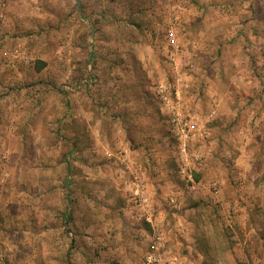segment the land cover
I'll use <instances>...</instances> for the list:
<instances>
[{
	"label": "rangeland",
	"instance_id": "rangeland-1",
	"mask_svg": "<svg viewBox=\"0 0 264 264\" xmlns=\"http://www.w3.org/2000/svg\"><path fill=\"white\" fill-rule=\"evenodd\" d=\"M17 1L0 39L26 56L0 77V98L16 89L0 108V264H264V0ZM161 83L198 116L186 174ZM141 112L154 124L137 145L169 161L153 162L167 193L153 224L128 207Z\"/></svg>",
	"mask_w": 264,
	"mask_h": 264
},
{
	"label": "crops",
	"instance_id": "crops-1",
	"mask_svg": "<svg viewBox=\"0 0 264 264\" xmlns=\"http://www.w3.org/2000/svg\"><path fill=\"white\" fill-rule=\"evenodd\" d=\"M20 9L21 7H19V2L17 0H0V39L3 37V40L5 41V39L9 37V34H13L15 30L14 28L15 21L18 22V16L19 14H21ZM4 34H8V36ZM14 48H12L11 50H13ZM11 50H6V51H11ZM2 52H0V77L4 76L7 70L11 71L12 69H14L15 65L21 61V60L13 61L11 60L12 59L11 54L5 57ZM7 76L10 77V79H13L14 77L15 79L17 78L16 76H13V75H7ZM15 90L13 89L12 91H10V93H5V96H1L0 98V108L1 109L7 110V108L1 107V104L4 105L3 101L11 105V102L13 101V98L11 97L12 95H14ZM6 91L7 89H5V92ZM3 92H4L3 87L0 86V95L4 94ZM131 108L132 109H139V108L145 109V108H149V105L145 103V104H140L137 107L136 105H133V107ZM153 124L154 123H152L151 118L149 117V112L137 113L133 116H129L128 118V170L135 167L134 164H132L134 163V161L137 162L136 163L137 165H139L138 163H141L139 167H137L140 169L137 171V173L143 177L142 180H144L145 192L149 195L151 199V206H153V202L154 203L160 202L159 198H163L167 194V193L166 194L164 193L163 188H165V186H163L162 179L159 178L160 175L161 176L164 175V169L156 168L154 164H166V162H169L166 155L161 154V152L157 149V147H155L152 152L149 151L151 153L147 152L148 155L146 156V151H144L145 147L144 146L142 147L141 145H137L138 143H145L146 145V143L150 141L149 140L150 135H146V133L148 132V129L153 128L151 126ZM156 126H157L156 128H159L158 125ZM155 132L158 134L159 133L158 129H156ZM144 159H146L147 161H144ZM150 159L152 160V165H154L153 174L155 175L154 177H152L153 179L151 181L147 180L148 177H146V171L141 169L142 168L141 165L145 164ZM177 160H178V156H177ZM153 162H156V163L153 164ZM147 164L150 165L151 163L148 162ZM178 171L180 172L179 165H178ZM165 172H169V171L166 170ZM128 173L130 174V172ZM191 173L188 175L189 178H191ZM134 176L136 177V175ZM164 181H167V179H165ZM134 183L135 181H131L130 184H128L130 185L129 188H135L137 190V186ZM154 185H155V188H154ZM170 186L173 187L175 185H170ZM133 195H134V191L132 194H128V207L130 205V202L131 203L135 202ZM146 214H147L146 212L142 213L141 218H144ZM152 214L154 215V219L156 220L157 216H156L155 210H152ZM134 219L138 220V217H134Z\"/></svg>",
	"mask_w": 264,
	"mask_h": 264
},
{
	"label": "built area",
	"instance_id": "built-area-1",
	"mask_svg": "<svg viewBox=\"0 0 264 264\" xmlns=\"http://www.w3.org/2000/svg\"><path fill=\"white\" fill-rule=\"evenodd\" d=\"M170 40L172 44H174L176 41L173 32H170ZM3 55L9 56L11 54L13 61H20L24 60L26 58L25 53L21 50L20 46H16L11 51H3ZM9 59V58H8ZM175 63V58H172V62ZM180 81V80H179ZM174 95L170 93V87H168L165 83H161L157 86L156 91L159 95V98L162 103V109L167 110V114L170 115L169 121L171 123V131L170 134L173 138L177 140L178 143V161H179V167H180V173L186 174L187 172V166L188 164V151H187V143H184V140H188L191 138V133L195 130L196 132V123L195 120H197L196 114H188L185 117L183 116L185 114V111L190 112L186 105L183 103L181 104V89L179 85H176L174 88ZM217 103L214 101L211 103L209 116L214 117L217 114ZM187 112V113H188ZM191 113V112H190ZM194 132V134H195ZM202 134L199 131L196 132L195 135ZM197 157H200V155H197ZM137 190L134 191V201L137 202V205L140 207L141 210L145 211L147 214L145 215L146 221L153 224L154 215L152 214L151 209V199L149 195L145 192V184L142 179H138L137 183ZM216 186V183L213 185ZM155 241L151 246V253L147 258V261L149 263H155L159 259V250H160V235L156 231L155 232Z\"/></svg>",
	"mask_w": 264,
	"mask_h": 264
},
{
	"label": "trees",
	"instance_id": "trees-1",
	"mask_svg": "<svg viewBox=\"0 0 264 264\" xmlns=\"http://www.w3.org/2000/svg\"><path fill=\"white\" fill-rule=\"evenodd\" d=\"M195 177H196V179H198L199 178V175L195 174Z\"/></svg>",
	"mask_w": 264,
	"mask_h": 264
}]
</instances>
